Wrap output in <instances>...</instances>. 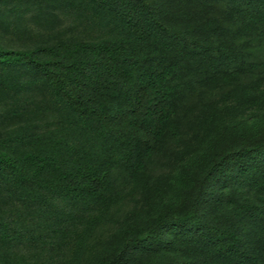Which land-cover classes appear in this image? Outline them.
<instances>
[{
  "label": "trees",
  "instance_id": "16d2710c",
  "mask_svg": "<svg viewBox=\"0 0 264 264\" xmlns=\"http://www.w3.org/2000/svg\"><path fill=\"white\" fill-rule=\"evenodd\" d=\"M67 1L0 35V264H264V0Z\"/></svg>",
  "mask_w": 264,
  "mask_h": 264
},
{
  "label": "rangeland",
  "instance_id": "374dc122",
  "mask_svg": "<svg viewBox=\"0 0 264 264\" xmlns=\"http://www.w3.org/2000/svg\"><path fill=\"white\" fill-rule=\"evenodd\" d=\"M40 1L43 2L44 9H50L55 13L61 10L58 19L53 22L46 17L36 20V16L26 13L20 14L21 16L11 15L0 22V35L4 44L14 48H31L39 44L53 43L59 38L86 37L84 27L73 22L76 17L66 15L68 13L63 8L68 7L67 0L59 1L60 4L50 0Z\"/></svg>",
  "mask_w": 264,
  "mask_h": 264
}]
</instances>
